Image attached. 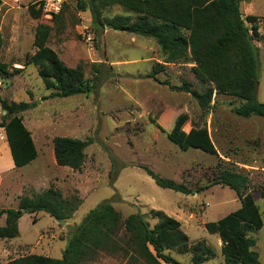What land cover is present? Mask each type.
Returning <instances> with one entry per match:
<instances>
[{
    "label": "rangeland",
    "instance_id": "1",
    "mask_svg": "<svg viewBox=\"0 0 264 264\" xmlns=\"http://www.w3.org/2000/svg\"><path fill=\"white\" fill-rule=\"evenodd\" d=\"M88 0H67L61 12L39 18L30 13L40 0H0V60L8 74L0 75V123L6 113L1 100L37 102L20 112L31 133L37 158L16 167L8 153L4 128L0 127V210L17 209L23 197L37 199L53 189L62 199L78 205L70 218L59 219L46 212L25 213L19 220V235L0 240V263L29 254L62 258L68 242L86 215L110 201L125 219L135 213L161 210L177 219L192 243L205 240L216 256L202 264H226L221 240L210 234L205 223L215 222L241 207L237 193L228 186L212 185L201 193L185 195L159 187L143 166L162 177L206 186L214 179L219 157L251 179L264 219V119L243 118L233 112L242 104L236 97L213 95L209 111H203L187 92L173 89L188 81L204 92L210 86L196 78L189 48L163 52L153 38L120 29L136 14L113 5L100 10L102 23L94 20ZM252 14L264 17V0H244ZM51 27L48 45L69 67L82 66L86 78L94 81L89 94L50 98L38 68L26 65L27 54L36 51L35 30L39 24ZM246 24L251 26L248 21ZM263 33V28H260ZM259 48L256 95L264 103V43ZM157 64L165 69L150 77ZM206 125L217 147L218 157L199 149H181L169 138L177 130L191 133ZM72 137L92 140L80 170L57 165L54 139ZM59 221H58V220ZM153 225L154 219L148 217ZM6 215L0 218L5 226ZM254 249L264 264V227L253 231ZM178 264H191V253L169 251ZM85 264H134L122 256L100 254ZM141 264V263H137Z\"/></svg>",
    "mask_w": 264,
    "mask_h": 264
},
{
    "label": "trees",
    "instance_id": "2",
    "mask_svg": "<svg viewBox=\"0 0 264 264\" xmlns=\"http://www.w3.org/2000/svg\"><path fill=\"white\" fill-rule=\"evenodd\" d=\"M244 0H88L96 23L101 24L100 10L120 5L136 14L133 21L122 29L125 32L153 38L163 52L189 48L192 68L197 79L210 87L204 91L194 89L185 81L173 89L190 93L203 111H209L215 92L230 95L242 101L233 112L243 118L258 116L264 119V103L256 95L258 86L259 48L254 40L264 43V17H242L240 4ZM250 1V0H247ZM33 17L39 18L42 9L30 7ZM246 21L251 26L246 24ZM51 27L39 24L35 30L36 51L27 54L26 65L38 68L39 75L50 98H66L89 94L95 89L94 81L86 78L82 66L69 67L58 53L48 45ZM3 38L0 34V58ZM157 64L150 77L163 71ZM8 74L0 60V75ZM37 102L1 100L3 115L0 127L4 128L14 165L24 167L34 161L38 152L30 131L20 112ZM169 138L183 150L199 149L218 157L217 147L206 125L191 133L177 130ZM92 140L72 137L54 139V156L57 165L80 170L86 159V148ZM142 169L164 189L185 195L201 193L212 185L221 184L233 189L241 200V207L215 222L205 223L210 234L221 240L220 252L226 264H262L254 249L256 240L250 233L264 227V219L254 194L248 191L251 179L245 173L229 167L221 157L213 169L214 179L206 186L193 187L187 182L162 177L151 168ZM264 198V185L261 187ZM78 205L64 200L58 191L50 189L37 199L23 197L17 209L0 210L6 215L5 226L0 227V240L19 235V220L25 213L46 212L59 219L70 218ZM148 217L155 220L152 225ZM169 251L191 253V264H202L216 256L205 240L192 243L181 228V223L161 210L151 209L148 214L135 213L125 219L110 201L92 209L70 238L62 258L29 254L6 264H85L100 254L122 256L137 264H178ZM2 264V263H0Z\"/></svg>",
    "mask_w": 264,
    "mask_h": 264
},
{
    "label": "built area",
    "instance_id": "3",
    "mask_svg": "<svg viewBox=\"0 0 264 264\" xmlns=\"http://www.w3.org/2000/svg\"><path fill=\"white\" fill-rule=\"evenodd\" d=\"M67 0H40L38 8L49 17L58 15Z\"/></svg>",
    "mask_w": 264,
    "mask_h": 264
},
{
    "label": "crops",
    "instance_id": "4",
    "mask_svg": "<svg viewBox=\"0 0 264 264\" xmlns=\"http://www.w3.org/2000/svg\"><path fill=\"white\" fill-rule=\"evenodd\" d=\"M244 2L242 1L241 2V4H240V9H241V13H242V15H243V13L244 12H242V4H243ZM246 4H247V6H245L246 7V12H245V15H254V14H252L251 12H252V10H251V6H250V2H245ZM244 16V15H243ZM7 142V141H6ZM7 144H8V142H7ZM8 153L10 154V156H11V158H12V154H11V150H10V147H9V145H8ZM13 160V159H12Z\"/></svg>",
    "mask_w": 264,
    "mask_h": 264
},
{
    "label": "water",
    "instance_id": "5",
    "mask_svg": "<svg viewBox=\"0 0 264 264\" xmlns=\"http://www.w3.org/2000/svg\"><path fill=\"white\" fill-rule=\"evenodd\" d=\"M6 113V111H4ZM58 220V219H57ZM59 221V220H58Z\"/></svg>",
    "mask_w": 264,
    "mask_h": 264
}]
</instances>
